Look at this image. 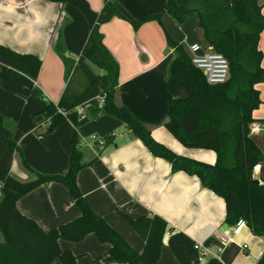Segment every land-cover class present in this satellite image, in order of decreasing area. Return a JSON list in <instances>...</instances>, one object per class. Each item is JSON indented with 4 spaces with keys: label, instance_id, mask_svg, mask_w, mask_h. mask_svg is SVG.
Segmentation results:
<instances>
[{
    "label": "crops",
    "instance_id": "obj_1",
    "mask_svg": "<svg viewBox=\"0 0 264 264\" xmlns=\"http://www.w3.org/2000/svg\"><path fill=\"white\" fill-rule=\"evenodd\" d=\"M86 1L95 12L103 7V0ZM116 1L136 20L161 13L159 22L149 19L136 28L116 16L99 25L103 45L118 66L116 101L150 129L154 140L176 154L213 164L212 150L184 147L163 126L170 98L167 67L172 58L167 37L187 47L199 42L197 15L191 14L177 24L173 17L162 12L166 0ZM258 3L264 17V0ZM59 31L60 51L56 49ZM88 35L86 20L70 4L0 0V45L40 60L31 90L0 80V136L17 144L23 159L35 172L60 174L67 169L72 124L64 121L50 133L39 135L34 131L33 118L41 107L39 96L55 103L60 98L67 79L65 59H77ZM258 48L262 52L263 80L254 86L260 103L252 111L254 121L249 128L252 134L264 137V28L259 33ZM0 64L14 67L12 61L2 56ZM81 85V81H76L77 88ZM100 104L98 97L82 103L83 115L75 126L85 164L77 172L76 184L92 211L138 253L144 242L119 213L131 218L158 215L174 232H182L194 243L209 246L221 264H256L264 250V236L252 235L247 226L233 234L232 225L224 222L225 204L221 197L203 187L197 176L172 172L170 163L153 156L140 139L130 135L120 119L100 113L93 116L90 108ZM104 136L114 139L105 147H97L94 141L100 142ZM10 173L21 181L33 178L22 167L17 153L12 157ZM15 204L21 214L43 230L79 215L67 188L58 182L33 188ZM167 237L155 264H178ZM218 237H231V241L219 246ZM255 242L263 243L261 249ZM243 243L250 248L249 255H241L238 244ZM58 244L76 257L75 264H116L103 261L109 245L101 243L94 233L79 241L59 239ZM51 264L62 263L53 259Z\"/></svg>",
    "mask_w": 264,
    "mask_h": 264
},
{
    "label": "trees",
    "instance_id": "obj_2",
    "mask_svg": "<svg viewBox=\"0 0 264 264\" xmlns=\"http://www.w3.org/2000/svg\"><path fill=\"white\" fill-rule=\"evenodd\" d=\"M67 3L79 10L89 27L87 40L75 61L65 59L66 74L79 71L84 85L77 88L67 82L58 101L39 96L40 110L34 116L35 133L46 134L64 121L72 126L68 166L60 174H42L32 170L23 159L19 147L10 138L0 136V264H75L76 257L61 249L59 239L79 241L94 233L101 243H108L103 261L116 264H155L165 233L167 244L178 264H198L194 242L182 232H174L158 215L131 218L119 213L141 237L143 248L135 252L127 242L87 204L76 184L82 162L81 143L75 126L79 114L75 108L98 97L99 107L90 108L93 116L112 115L120 119L130 135L140 139L149 152L170 163L171 171H183L198 177L201 185L221 197L225 204L224 222L234 225L242 219L254 236H264V137L250 132L252 111L259 105L255 84L263 80L262 52L258 48L264 17L258 0H166L162 12L177 24L191 14L198 18V34L203 47L222 54L229 67V77L222 84L207 83L204 74L192 63L188 48L167 37L172 58L167 67V102L165 129L184 147L212 150L213 164L176 154L151 136L150 129L116 101L118 66L102 42L99 25L116 16L133 27L149 19L160 20V14L132 18L116 0H103L99 12L86 0H48ZM61 32L56 49L61 50ZM0 56L12 61L10 68L0 64V80L31 90L40 67V60L0 45ZM92 67L99 70L94 72ZM79 85V84H78ZM113 136L94 141L105 147ZM17 153L22 167L33 178L21 181L10 173L13 155ZM259 165L257 176L252 168ZM258 180L254 182L253 180ZM58 182L64 185L79 215L50 230H43L16 207V201L33 188ZM202 264H221L212 256ZM264 264V250L256 261Z\"/></svg>",
    "mask_w": 264,
    "mask_h": 264
},
{
    "label": "built area",
    "instance_id": "obj_3",
    "mask_svg": "<svg viewBox=\"0 0 264 264\" xmlns=\"http://www.w3.org/2000/svg\"><path fill=\"white\" fill-rule=\"evenodd\" d=\"M187 48L190 53L191 63L204 74L207 83L222 84L228 79V62L222 54L214 51L211 47H203L200 41L190 43ZM75 111L80 116L83 115L81 105L77 106ZM258 171L259 165L253 166L252 172L254 177L258 175ZM245 226V222L242 219H239L234 225H232V233L239 232V230ZM168 235L169 232H166L165 236ZM228 241H231V237H218L219 246H222ZM219 246L217 247V251L221 250V247ZM194 248L199 254L198 264H202L209 256L215 257V254L210 251L209 246L194 243Z\"/></svg>",
    "mask_w": 264,
    "mask_h": 264
},
{
    "label": "rangeland",
    "instance_id": "obj_4",
    "mask_svg": "<svg viewBox=\"0 0 264 264\" xmlns=\"http://www.w3.org/2000/svg\"><path fill=\"white\" fill-rule=\"evenodd\" d=\"M71 65H72V68H71V71L68 72V74H67L66 84H67V82L70 79L69 86H75L76 81H81L82 82L81 86H83L84 85V79H83L84 77L81 76L82 74L79 71H77V70L74 71L73 70V67H74L73 63ZM92 68H93L94 72H98V69H95L94 67H92ZM255 244L257 245L258 249H261V247L263 245V243L260 244L258 242H255ZM238 247H239V250H240V253H241L242 256L249 255L251 253L250 252L251 251L250 248H248V246L246 244H244V243L243 244H238ZM160 250H161V247H160ZM245 250L249 251L248 254L246 253ZM247 263H248V260H247Z\"/></svg>",
    "mask_w": 264,
    "mask_h": 264
},
{
    "label": "water",
    "instance_id": "obj_5",
    "mask_svg": "<svg viewBox=\"0 0 264 264\" xmlns=\"http://www.w3.org/2000/svg\"><path fill=\"white\" fill-rule=\"evenodd\" d=\"M253 181H254V182H256V183L258 182V180H257V179H256V180H253Z\"/></svg>",
    "mask_w": 264,
    "mask_h": 264
}]
</instances>
